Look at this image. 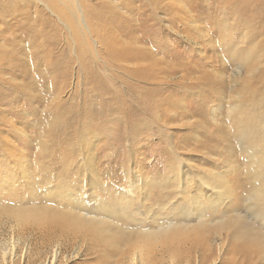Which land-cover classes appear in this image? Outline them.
<instances>
[{
	"label": "rangeland",
	"instance_id": "rangeland-1",
	"mask_svg": "<svg viewBox=\"0 0 264 264\" xmlns=\"http://www.w3.org/2000/svg\"><path fill=\"white\" fill-rule=\"evenodd\" d=\"M81 2L77 8L61 6V13L50 6L49 19L33 27L34 36L6 42L0 48V199L16 191L28 195L31 185L38 191L45 185L37 182L41 167L46 162L55 164L53 159L62 155L72 158L74 165L67 170L56 167L58 171L47 164L45 168L72 176L74 180L67 176L61 179L66 178L64 182L74 188L77 202L72 210L81 214L83 204L88 206L85 213H96L98 200L92 194H98L101 201L107 194L120 196L130 191L128 181L135 183L136 174L141 175L146 190L154 187L145 183L150 179L171 177L172 167L180 169L174 164L175 150L185 164L181 170L196 166L231 180L234 175L225 174V167L236 166L235 158L242 152L236 142L240 103L254 114L255 121L264 115L262 52L252 53L255 59L250 67L232 65L228 55V64L219 62L216 37L206 30L207 21L217 15L208 0ZM13 27L18 28V24ZM127 46L140 58L138 65L129 66L123 58H115ZM210 60L217 62L207 65ZM151 61L157 65L155 70L164 68V73L178 68L175 83L182 69L196 79L207 75L217 93L201 102L205 96L202 91L159 82L162 74L144 70L143 65ZM55 113H61L57 121ZM260 127L262 123L255 128L254 143L262 153L264 149L258 145L264 143V130ZM123 166L128 177L122 173ZM174 191L169 188L162 193L172 197L166 207L169 213L177 200ZM204 202L208 207L214 204L209 216L214 212L215 219L227 220L239 213L234 206H219L223 200ZM234 204L242 206V201L234 200ZM117 207L107 203L110 211ZM136 218L140 217L131 219ZM131 219L116 213L114 222L124 229ZM246 220L261 224L251 216ZM26 231H13L0 223V264H101L107 252L102 244L73 238L68 232L69 238L59 230ZM149 249L144 264H153ZM56 253L59 257L54 262ZM168 258L159 264H171ZM210 264H221V257Z\"/></svg>",
	"mask_w": 264,
	"mask_h": 264
},
{
	"label": "bare ground",
	"instance_id": "bare-ground-1",
	"mask_svg": "<svg viewBox=\"0 0 264 264\" xmlns=\"http://www.w3.org/2000/svg\"><path fill=\"white\" fill-rule=\"evenodd\" d=\"M208 1L210 6H215L217 15L207 21L206 30L208 34L216 37L219 49L216 56L220 57L219 62L228 64L225 61L228 55L232 65L242 64L244 67H250L255 59V55L252 53L259 50L264 56V0ZM81 4V0H0V38L2 37L0 48L6 42L14 43L18 39L34 36L36 31L33 30V27L43 24L49 19L47 10L50 9V6L61 13L59 12L62 9L61 6L70 9L81 7ZM107 4L111 5L109 2ZM71 15L74 17L75 11ZM17 24L18 28H14L13 26ZM200 36L204 37L205 34ZM208 39L212 41L210 37ZM197 46H199L198 43ZM130 49L133 48L127 46L122 52L117 53L115 58H123L129 63V66L131 64L136 66L139 64L140 58L132 54ZM153 62L143 65L145 66L144 70L150 71V74L157 70L162 74L159 82L166 83L168 86L170 83H174L173 85L181 88L202 91L205 96L200 99L201 102H207L209 95L217 93L207 75L196 79L190 77L185 69H182L179 79L175 83L174 79L178 77L174 78V76L178 74V68L176 70L172 68L164 73V68L155 70L157 65ZM214 62L217 61L210 60L207 65L214 64ZM178 65L180 64H176V66ZM134 71L136 70L134 69ZM240 104L237 110L239 123L236 142L242 152L235 158L236 166L230 164L225 167V174L232 173L234 175L231 180L225 179L222 175L201 171L196 166L189 168L190 171L181 170L182 165L185 164L179 158V152L175 150L174 164L180 169L172 167L170 169L172 176L164 181L150 179V182H145L147 186L154 185L155 189L148 187L146 190L144 187L146 185H141V175L136 174L135 183L128 181L132 187L130 191L122 192L120 196L106 192L107 195L102 196L103 200L101 201L98 199V194H92V197L98 200L95 201L94 206L97 210L96 213L93 215L85 213L88 206L82 203L84 206L83 209H80L81 214L72 210L74 203L77 202L74 200L76 197L74 188L68 185L69 182L68 184L64 182L66 178L61 179L64 176L69 178L72 176L65 174V171L54 173L58 171L59 167L65 169L74 165L72 158L62 155L54 158L55 164H51V166L46 162L56 171L53 172L54 169L51 170V168L46 169V164L41 167L43 170L46 169L42 170L45 174H42L41 171L42 176L37 179V182L42 181L40 183L45 185L38 191L37 188H34L35 191H33L31 185L27 189V193L30 195L16 191L10 197L9 195L1 197L0 223L10 226L13 231L18 229L44 233L45 231L59 230L62 233L66 232L67 236L68 233L72 234L73 238L76 236L90 243H100L107 250L104 252V260L101 264H110V260H114V264H144V260L147 258L146 250L150 246L149 251H152L154 255L153 264L162 263L161 261L165 257L170 258L168 259L171 260V264H196L197 261L199 264H210L211 261L220 257L221 264H264V151L260 153L254 143L255 128L262 123L263 127L260 128L264 130V115L259 121H255L254 114L250 115L252 113L248 109H243V103ZM173 105L175 106V104ZM179 105L176 104V106ZM54 116H56L54 120L57 121L61 118V113ZM258 146L264 149V143ZM128 157L130 156L128 155ZM127 172V168L124 169L123 166L122 173L125 177H128ZM112 180L109 178V184H113ZM3 183L1 182V184ZM30 183L32 184V182ZM101 185L106 187L104 181ZM169 188L175 190L174 193L177 197L174 196L177 200L175 205L171 206L172 213H169V208H166L170 205L168 203L172 199L171 195L162 194L166 193ZM36 191L37 193L34 194ZM12 192L14 191L12 190ZM36 198L39 199V202L36 201ZM161 198H164V201L159 200ZM206 199L223 200L219 206L230 207V209L234 206L235 211L239 210V213H233L234 217L227 220L215 219L214 212L209 216L210 207H214V204H210V207L206 206L204 202ZM234 200L237 203L242 201V206L235 205ZM109 201L118 207L112 211L108 210L107 203H110ZM139 210L141 211L138 213L133 212ZM116 213H122L128 219L140 218L131 219L128 222L129 227L123 229L114 222ZM248 216L259 219L261 224L258 226L247 221ZM192 217H195L194 221H190ZM206 226H209L211 231L219 230V233L205 231ZM109 227L113 230H110ZM126 230L128 231L125 234ZM42 236L44 235L42 234ZM28 253L29 250L24 255L25 262ZM58 254H54V262L57 261Z\"/></svg>",
	"mask_w": 264,
	"mask_h": 264
}]
</instances>
